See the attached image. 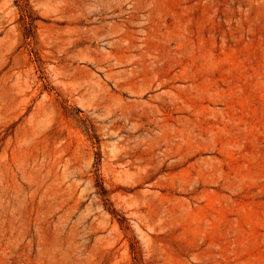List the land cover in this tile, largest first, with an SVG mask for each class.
Listing matches in <instances>:
<instances>
[{"label":"rangeland","instance_id":"374dc122","mask_svg":"<svg viewBox=\"0 0 264 264\" xmlns=\"http://www.w3.org/2000/svg\"><path fill=\"white\" fill-rule=\"evenodd\" d=\"M0 264H264V0H0Z\"/></svg>","mask_w":264,"mask_h":264}]
</instances>
